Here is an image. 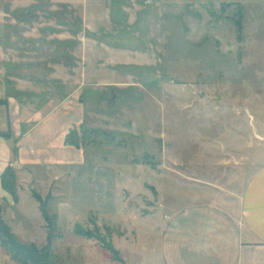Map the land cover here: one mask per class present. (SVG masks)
<instances>
[{
	"label": "rangeland",
	"instance_id": "1",
	"mask_svg": "<svg viewBox=\"0 0 264 264\" xmlns=\"http://www.w3.org/2000/svg\"><path fill=\"white\" fill-rule=\"evenodd\" d=\"M25 75L41 87L17 91L9 78ZM8 95L65 102L31 179L16 178L17 201L0 196L18 241L47 244L35 192L56 216L58 264H120L77 226L125 264H216L184 249L185 226L211 221L186 214L234 211L264 167V0H0V99ZM62 123L77 124L74 145L53 140ZM0 264L17 263L0 248Z\"/></svg>",
	"mask_w": 264,
	"mask_h": 264
},
{
	"label": "crops",
	"instance_id": "2",
	"mask_svg": "<svg viewBox=\"0 0 264 264\" xmlns=\"http://www.w3.org/2000/svg\"><path fill=\"white\" fill-rule=\"evenodd\" d=\"M88 40L92 41V44L87 48L90 47L94 51L98 49L93 46L94 43L97 44L94 39ZM100 45L107 49L106 43L102 42ZM86 52L85 46L84 54ZM82 69L86 70L84 67ZM9 79L17 81L15 87L21 93H24L20 89L21 85L41 87L40 81L34 82L26 75L24 78L14 76ZM5 100L7 105L0 106V133L8 134L9 137H0V177L4 170L10 167L15 171L17 180L21 181L22 176H25L29 181L32 173L28 165L37 162L32 161V157L38 152V146L47 144L49 138L54 136L55 131L52 130L56 125L57 111L65 102L45 97V102L37 105L35 101L24 103L22 99L17 100L12 95L5 97ZM68 126L62 123L57 136L53 137L61 146L66 145L64 142L68 131L77 124H72L70 128ZM13 149H16V157L13 155ZM4 194L0 180V196ZM235 202L234 211L211 208L207 210L200 206L194 209L195 212L186 214V217L191 214L196 217L207 215L211 220L206 225L194 223L185 226L191 241L184 243V249L193 260L208 262L212 258V262L216 261V264H256L262 256L260 260L264 264V167L250 178ZM205 226L208 237L206 240L203 232ZM179 227L177 221H174L169 226V232L176 234ZM176 248L179 252L180 247L176 245L175 251ZM230 254L233 256L232 260ZM168 263L173 264L172 258L168 259Z\"/></svg>",
	"mask_w": 264,
	"mask_h": 264
},
{
	"label": "trees",
	"instance_id": "3",
	"mask_svg": "<svg viewBox=\"0 0 264 264\" xmlns=\"http://www.w3.org/2000/svg\"><path fill=\"white\" fill-rule=\"evenodd\" d=\"M239 17V13L237 14ZM237 32L238 41L241 38L242 26L240 20L234 21ZM7 102L5 99H0V106H6ZM73 130V128L71 129ZM70 130V132H71ZM70 132L65 138V144L74 145V142L69 143L68 139H71ZM0 137H9L8 134L0 133ZM13 155L16 157V149H13ZM1 186L5 192L10 194L14 200L17 201L16 197V176L14 170L10 167L6 168L2 173ZM32 197L39 203V209L42 217L46 222L47 228V244L41 248L35 244H26L18 241L11 229L5 224L0 217V248L10 257L12 261L17 264H58L56 256L51 250V241L54 237V231L56 229V216H50L46 209V200H43L37 193L33 192ZM75 233L78 236L91 239L94 238L99 242L101 248L109 253L110 258L120 264H125L120 258L119 252L112 246L110 242H105L99 236L93 234L90 231L80 229L78 226L75 228Z\"/></svg>",
	"mask_w": 264,
	"mask_h": 264
},
{
	"label": "flooded vegetation",
	"instance_id": "4",
	"mask_svg": "<svg viewBox=\"0 0 264 264\" xmlns=\"http://www.w3.org/2000/svg\"><path fill=\"white\" fill-rule=\"evenodd\" d=\"M101 103H102V104L104 103V100H103V99L101 100Z\"/></svg>",
	"mask_w": 264,
	"mask_h": 264
}]
</instances>
